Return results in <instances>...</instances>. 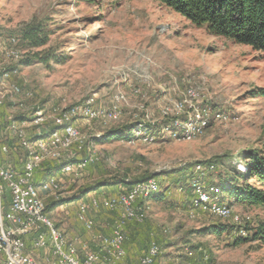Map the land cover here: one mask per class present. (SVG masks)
I'll return each mask as SVG.
<instances>
[{
  "label": "rangeland",
  "instance_id": "1",
  "mask_svg": "<svg viewBox=\"0 0 264 264\" xmlns=\"http://www.w3.org/2000/svg\"><path fill=\"white\" fill-rule=\"evenodd\" d=\"M37 23L50 33L51 42L41 49L31 48L20 34ZM48 49L63 55L64 62L49 67L37 62L35 55ZM27 59L33 62L28 65ZM0 73L8 74L10 85L21 90L19 95L5 90L2 128L8 120L22 128L42 113L48 120L42 121L44 135L49 136L56 128L54 115L67 111L84 139L79 159L67 158L77 148L74 144L63 152L62 162L45 163V170L59 168L36 184L47 189L52 177L62 178L64 164L96 154V164L88 166L83 177L63 178L58 190L50 185L51 195L39 191L46 204L53 198H75L62 210L48 213L64 234L75 231L70 239L65 234L71 245L77 248L74 238H83L90 251L101 252L94 236H109L119 217L105 208L90 209L94 229L89 232L77 219L76 202L116 197L131 190L126 185L130 181L149 176L141 184L154 181L157 192L140 200L139 222L125 225L128 256L120 264H139L152 242L161 250L155 264H264L260 240L236 244L237 238L250 235L248 228L253 233L264 225V207L234 201L229 205L217 188L221 175H247L242 158L246 151L264 156V97L256 94L264 88L260 53L211 36L154 0H0ZM88 100H94L96 111L105 116L87 120L75 108ZM181 104L182 113L177 114L174 108ZM115 110L117 120L112 119ZM198 114L205 125L198 122ZM25 126L33 141L37 129ZM116 128L125 130V137L109 141L107 135ZM4 143L10 153L0 154L1 164L21 166L26 151L13 135ZM185 167L186 173H177ZM158 173L166 174L153 178ZM178 179L182 180L177 186ZM0 185L3 193L6 186L1 181ZM197 188L208 193L212 204L227 206L231 217L198 207ZM167 189L164 201L158 200ZM232 215L245 221L238 232ZM232 224L235 230L221 236L203 232Z\"/></svg>",
  "mask_w": 264,
  "mask_h": 264
},
{
  "label": "built area",
  "instance_id": "2",
  "mask_svg": "<svg viewBox=\"0 0 264 264\" xmlns=\"http://www.w3.org/2000/svg\"><path fill=\"white\" fill-rule=\"evenodd\" d=\"M5 85H10V77ZM5 105L0 104V109ZM75 108L82 109V105ZM94 113H96V108H94ZM84 120L86 119L84 118ZM58 121L59 117L54 115L53 122L58 123ZM25 125L35 127L37 131L43 128L40 124L30 123V121H27ZM25 125L22 126L20 134H13V125H9V120L4 128L0 126V142L1 147H4L5 156L10 153V148L4 141H10L12 135L19 142V147L23 151V140L29 136ZM69 132L71 130L68 131L67 136H69ZM67 136L56 134L53 140L45 143V147H40L39 155L43 156L44 153H49L50 145L62 142V139ZM81 152H84V149L80 144H77L75 151L69 153L67 158L79 159L76 157ZM95 164L94 160H91L90 166ZM87 170L88 168L73 169L70 172H64L62 178H80ZM45 171H34L32 168L26 167L25 153L22 165L19 167L0 162V181L9 191L10 203H17V210H10L9 203L7 211H4L2 185H0V253L5 257V264H29L25 253H22V243L25 237L30 235L34 236L36 249L51 250L52 260L49 264H120L126 257L124 227L129 222H139L138 214L134 211V200L141 198L144 191L154 190V181H150V187L140 189L139 197H132L130 190L113 198L103 200L93 198L89 204L83 202L78 205L77 219L89 232L94 229V222L88 217L90 209L105 208L112 212H118L119 217L109 236H94V241L101 247V252L90 251L86 246H82L80 249L77 240H74V243L77 244V251L68 252L66 240L48 236V228L43 221L42 207L36 206L34 201H27L25 198V182H32L39 172ZM62 178H55L53 182L47 183V191H50V185L61 184ZM160 255L159 244L152 242L147 254L140 259L139 264H153L154 261H157V256Z\"/></svg>",
  "mask_w": 264,
  "mask_h": 264
},
{
  "label": "trees",
  "instance_id": "3",
  "mask_svg": "<svg viewBox=\"0 0 264 264\" xmlns=\"http://www.w3.org/2000/svg\"><path fill=\"white\" fill-rule=\"evenodd\" d=\"M154 1L165 5L174 13L184 17L191 24L199 28H205L211 36L227 39L235 44L249 46L252 50L260 53L264 58V0ZM20 34L22 35L23 40L26 41L33 49L44 48L51 42L50 33L47 27L43 24H30L25 29L20 30ZM35 56L37 62L45 65L46 67H49L51 64H61L64 62L63 55L56 54L51 49L41 51ZM32 62L33 61L31 59H27L25 63L30 65ZM256 94L260 97H264V88L259 89ZM5 109L6 108L4 107L0 109V117H5ZM132 126L136 127V125ZM146 131L147 134H153L150 129H147ZM124 132L125 130L116 128L107 135L108 140L115 141L124 138ZM0 154H2L1 150ZM242 158L247 163V175L241 174L238 177L221 175L217 186L222 193L221 199L225 201V198H229V205H231L234 201L237 203H247L253 206L264 207V156L260 155L256 151H246ZM21 164L22 163L20 161V165ZM58 168V166H52L51 168H47L45 172H39L35 178L36 183H40L41 181L53 176ZM188 170V167H185L180 169L177 173L183 174ZM165 174L166 173H158L153 175V178L156 179L160 176H164ZM149 178L150 177L147 176L146 178L134 179L126 185L132 190L135 185L148 181L150 180ZM238 178L245 180L243 185L238 184ZM250 179H253L254 183H250ZM181 180L182 179H178L177 186L181 183ZM5 190L6 191H3L2 194V203L4 211H7V207L10 203V196H8L7 189ZM167 192H169V189H167L164 194H161L158 197V200L164 201L167 197ZM73 199L75 198L72 197L70 199L58 200L53 198L50 201H47V213L59 208ZM235 228L236 226L234 224L231 226L220 225L211 229H205L203 232L221 236L227 231H234ZM247 230L250 231V235L247 238H237V245L251 238L254 240H260L264 243V225H261L257 230L253 231V233H251V229L248 228ZM0 264H5L2 257H0Z\"/></svg>",
  "mask_w": 264,
  "mask_h": 264
},
{
  "label": "bare ground",
  "instance_id": "4",
  "mask_svg": "<svg viewBox=\"0 0 264 264\" xmlns=\"http://www.w3.org/2000/svg\"><path fill=\"white\" fill-rule=\"evenodd\" d=\"M7 78H8V74L1 75V73H0V104H5V99H6L5 90H7V89L11 90L10 92H12L15 95L16 94L19 95L21 93V90H20V88L18 86L16 87V86H12V85H8V86L5 85V84H7ZM82 108L83 109H81V111L79 109V111L83 113L82 115L87 120H95V119L101 118L102 116H105L100 111H96V113H94V108H95L94 107V100H88L87 102L84 103ZM182 109H183V105L182 104L181 105H176L175 108H174V112H176L177 114L182 113ZM116 110H115V113L112 116L113 120H117L118 119L119 112H117ZM74 111H76V110H74ZM54 112H55V110H54ZM63 113L64 114L59 116L58 123L54 122L55 125H56V128H54V129L52 128L53 130L51 129V131L47 130L48 132H50L48 134L49 136L44 135V133H45L44 129H47V128H46V123L42 124V121L43 120H47L45 115H41L42 113L41 114L39 113L40 115H38V117H36L33 122L32 121L30 122V123H38L43 128H40V130L37 131L38 134L35 137H33V141H31L28 137H25L24 140H23V150L26 151V153H27L26 167H30L34 171H38V169L40 167H42L49 160H53L55 163H58L57 161H59L61 158H63V156L65 154V153L63 154V152L64 151L65 152L69 151L73 147L74 144L75 145L80 144L81 147L83 149H85L84 148V146H85L84 139L81 136V134L79 133L78 129L76 127H74V125L72 123V118H70L68 116V112L67 111L63 112ZM92 116H93V119H92ZM71 117H73V116H71ZM80 117H82V116H79V118ZM197 119H198L199 123L202 122V124L205 125V119H204V117H201L200 114L197 115ZM24 123H26V122H24ZM188 124H190L192 127L194 125L193 123H188ZM176 128H177V126H176ZM69 130H71V132H69V136H67V133H68ZM21 131H22V128L13 127V134H20ZM56 134H58L59 136H67V137L65 139H62V142H56V143H53L52 145H50L49 146V153H44L43 156L39 155L40 147H45V143L53 140L54 137L56 136ZM139 134H141V132ZM0 150H1L2 154H5L4 147L0 146ZM89 151H91L90 148H89ZM95 153H96V151H95ZM91 160H94V162H95L96 154L95 155L94 154L93 155L90 154L86 159L78 161L76 164H64V166L60 170V174L63 175L64 172H70L73 169H85L88 166H90ZM54 179L55 178L52 177L49 182H53ZM52 187H53L54 190H58L59 189V185L58 184H52ZM146 187H150V183L149 184H139V185H137L136 187H134L131 190V196L132 197H139L140 196V189H144ZM157 188H158L157 185L154 184V190H156V191H154V192H151L152 190L144 191L143 194L141 195V198H137V199L134 200V211L137 214H140L141 212H143V208H141L139 206V203L141 202L140 200H143L144 198H147L152 193H156L157 192ZM211 192L218 193L219 190H215L214 188H212ZM197 194L199 196V201L197 202V206L198 207L208 208V209H210V212L212 214L215 215V213H216V214H218L220 217H222L224 219L231 217V210L227 206L225 207L223 205L212 204L210 199H209V197H208V193H204L200 188H197ZM25 198L27 199V201H34L36 206L42 207L43 221L45 223V226L48 228V236L49 237H53V238H62V240H66L68 252H76L77 248L69 243V241H68L67 237L65 236V234L63 233V231L58 229L56 227V225L52 222V220L48 217L46 202L40 196L39 188L36 186V182L34 180H32V182H25ZM204 198H206L205 201H204ZM10 210H17V203H10ZM234 216L232 217V219H233L235 225L239 226L236 229V232H238L239 228L243 227L242 226L243 225L242 222L244 220L239 218L238 216H235V217ZM239 232H240L241 235L243 234L241 229H240ZM26 241L24 240V242L22 243V253H25V258L27 259V262L29 264H40L30 253L27 252ZM34 246L36 248V243L34 244ZM158 257L159 256H157V258ZM153 264H155V261H154Z\"/></svg>",
  "mask_w": 264,
  "mask_h": 264
},
{
  "label": "crops",
  "instance_id": "5",
  "mask_svg": "<svg viewBox=\"0 0 264 264\" xmlns=\"http://www.w3.org/2000/svg\"><path fill=\"white\" fill-rule=\"evenodd\" d=\"M48 163V162H47ZM53 163H55V162H53ZM45 165V164H44ZM44 165L42 166V167H40L39 169H38V171H40V170H45V167H44ZM55 177V176H54ZM56 178V177H55ZM73 178V177H72ZM74 179H78V178H74ZM61 180H63V178L61 179ZM44 183V182H43ZM59 185V184H58ZM37 187H39V191L40 192H43V193H45L44 191H46L47 193L46 194H49V195H51V193L49 192V191H47V189L46 188H44V187H40L38 184H37ZM41 196L43 197V195L41 194ZM44 198V197H43ZM83 199V198H82ZM98 199H100V200H103V199H108V198H106V197H98ZM84 201V200H83ZM83 201L82 200H80V201H78V202H76V206L78 207V205L79 204H81V203H83ZM73 204V203H72ZM72 204H70V205H72ZM67 205V203L66 204H64V205H62V206H60L59 208H57L56 210L58 211V210H62L63 208H64V206H66ZM77 211H78V208H77ZM71 232H75L74 230H69V232L66 234V232H65V234H66V236L70 239V233ZM74 234H76V233H74ZM72 236V235H71ZM75 240H77L78 241V246L80 247V249H81V247L82 246H86L87 248H88V245L87 244H85V243H88L87 241H85L83 238H81V239H78V237H75L74 238ZM27 240V241H26ZM25 241H26V245H27V252L28 253H30L40 264H49L50 263V261L52 260V257H51V250L50 249H36L35 248V246H34V236L32 235H30V236H27V237H25ZM74 242V241H73ZM90 248V247H89ZM127 255V254H126ZM0 257H2L3 258V261H5V257H4V255L2 254V253H0ZM45 260V261H44Z\"/></svg>",
  "mask_w": 264,
  "mask_h": 264
}]
</instances>
